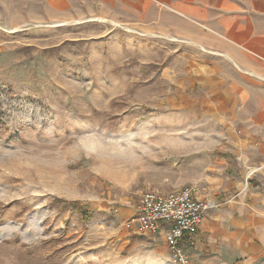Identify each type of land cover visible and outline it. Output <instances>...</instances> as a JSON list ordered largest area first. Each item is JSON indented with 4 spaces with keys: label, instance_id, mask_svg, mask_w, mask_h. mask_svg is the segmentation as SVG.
Segmentation results:
<instances>
[{
    "label": "rangeland",
    "instance_id": "rangeland-1",
    "mask_svg": "<svg viewBox=\"0 0 264 264\" xmlns=\"http://www.w3.org/2000/svg\"><path fill=\"white\" fill-rule=\"evenodd\" d=\"M83 6L0 19V264H179L126 214L148 190L210 196L221 124L185 52Z\"/></svg>",
    "mask_w": 264,
    "mask_h": 264
},
{
    "label": "crops",
    "instance_id": "crops-1",
    "mask_svg": "<svg viewBox=\"0 0 264 264\" xmlns=\"http://www.w3.org/2000/svg\"><path fill=\"white\" fill-rule=\"evenodd\" d=\"M81 3L85 12L141 26L185 52L180 66L189 74L195 68L194 82L210 100L205 109L221 124L218 153L227 172L211 182L210 196L195 186L215 206L181 240L190 264L208 257L264 264V0H0V19L60 17Z\"/></svg>",
    "mask_w": 264,
    "mask_h": 264
},
{
    "label": "built area",
    "instance_id": "built-area-1",
    "mask_svg": "<svg viewBox=\"0 0 264 264\" xmlns=\"http://www.w3.org/2000/svg\"><path fill=\"white\" fill-rule=\"evenodd\" d=\"M196 194L193 185L165 193L148 190L142 194L127 225L140 234L153 236L162 233L174 260L179 264H190L181 240L195 233L203 213L215 206L211 201L199 199Z\"/></svg>",
    "mask_w": 264,
    "mask_h": 264
}]
</instances>
